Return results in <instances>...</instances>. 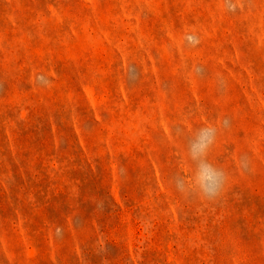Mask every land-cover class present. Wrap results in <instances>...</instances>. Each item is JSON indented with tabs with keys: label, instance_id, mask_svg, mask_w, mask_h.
Segmentation results:
<instances>
[{
	"label": "rangeland",
	"instance_id": "1",
	"mask_svg": "<svg viewBox=\"0 0 264 264\" xmlns=\"http://www.w3.org/2000/svg\"><path fill=\"white\" fill-rule=\"evenodd\" d=\"M0 264H264V0H0Z\"/></svg>",
	"mask_w": 264,
	"mask_h": 264
},
{
	"label": "clouds",
	"instance_id": "2",
	"mask_svg": "<svg viewBox=\"0 0 264 264\" xmlns=\"http://www.w3.org/2000/svg\"><path fill=\"white\" fill-rule=\"evenodd\" d=\"M217 132V127L205 126L191 134L187 143L186 156L194 166L193 175L190 181L183 177L175 179V186L182 194L197 193L208 201H214L221 196L228 181V175L208 159L209 152L216 141ZM57 235H61L60 229H57Z\"/></svg>",
	"mask_w": 264,
	"mask_h": 264
}]
</instances>
